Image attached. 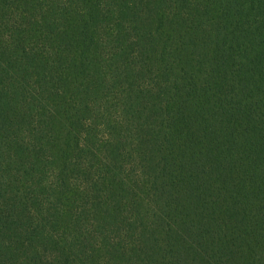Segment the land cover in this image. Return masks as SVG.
<instances>
[{"label":"trees","instance_id":"obj_1","mask_svg":"<svg viewBox=\"0 0 264 264\" xmlns=\"http://www.w3.org/2000/svg\"><path fill=\"white\" fill-rule=\"evenodd\" d=\"M0 264H264V0H0Z\"/></svg>","mask_w":264,"mask_h":264}]
</instances>
